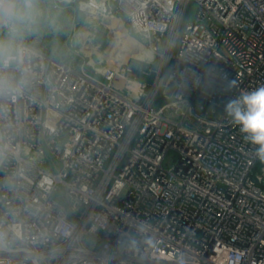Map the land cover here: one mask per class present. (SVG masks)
Instances as JSON below:
<instances>
[{"label":"built area","instance_id":"obj_1","mask_svg":"<svg viewBox=\"0 0 264 264\" xmlns=\"http://www.w3.org/2000/svg\"><path fill=\"white\" fill-rule=\"evenodd\" d=\"M50 1L71 27L0 61V264H264V164L223 111L264 86V0Z\"/></svg>","mask_w":264,"mask_h":264},{"label":"clouds","instance_id":"obj_2","mask_svg":"<svg viewBox=\"0 0 264 264\" xmlns=\"http://www.w3.org/2000/svg\"><path fill=\"white\" fill-rule=\"evenodd\" d=\"M40 16L37 0H0V31L6 30L7 39L0 40V61L18 59L13 44L25 32L33 30ZM225 91H231L235 82L228 79L222 69L213 66L208 70ZM224 113L244 134L245 141L255 145L254 156L264 163V86L241 92L224 104Z\"/></svg>","mask_w":264,"mask_h":264},{"label":"crops","instance_id":"obj_3","mask_svg":"<svg viewBox=\"0 0 264 264\" xmlns=\"http://www.w3.org/2000/svg\"><path fill=\"white\" fill-rule=\"evenodd\" d=\"M38 8L40 10V16L38 17V21L46 22L49 24H62L64 25L62 28L66 29L74 22V12L75 9L73 7H69V9L57 7L52 1L50 0H37ZM77 20V17H76ZM59 28V27H57ZM61 28V29H62ZM46 44H51V48H53V52H60L61 49H65L64 43L56 42L46 38ZM54 54V53H53Z\"/></svg>","mask_w":264,"mask_h":264},{"label":"trees","instance_id":"obj_4","mask_svg":"<svg viewBox=\"0 0 264 264\" xmlns=\"http://www.w3.org/2000/svg\"><path fill=\"white\" fill-rule=\"evenodd\" d=\"M120 26V21L119 19H114L113 25L112 27L117 30ZM127 38L126 41L123 43V49L129 50L130 47L127 46ZM130 64L136 69V71L138 72V75L140 77L146 78L148 81L152 80V76H153V71L155 70L157 63L153 62V63H148V62H144V61H140L137 59H130L129 60ZM264 163H258V167H260V165H262Z\"/></svg>","mask_w":264,"mask_h":264},{"label":"bare ground","instance_id":"obj_5","mask_svg":"<svg viewBox=\"0 0 264 264\" xmlns=\"http://www.w3.org/2000/svg\"><path fill=\"white\" fill-rule=\"evenodd\" d=\"M120 26H119V28L117 30H115V33H113V35H112L115 41H114V43L112 45L111 51L108 52V53H106V52L100 53L102 55H105L106 56L105 58H110V57L115 58V56H112V54H114L113 53V49H114L115 46H118V48L116 47V49L121 50V52H122V50H125L126 55L128 54L127 50L126 49H123V47H122L123 46V43L126 41V38L127 37L124 35L125 33L123 31H121L122 29H121ZM121 34L123 35V37L121 36ZM120 45H122V46H120ZM129 50H131V48ZM137 50H140L139 47H136L134 49V51H137ZM139 55L144 56V55H146V52L145 51H139ZM149 55H150L149 58H152L151 57V54H149Z\"/></svg>","mask_w":264,"mask_h":264},{"label":"rangeland","instance_id":"obj_6","mask_svg":"<svg viewBox=\"0 0 264 264\" xmlns=\"http://www.w3.org/2000/svg\"><path fill=\"white\" fill-rule=\"evenodd\" d=\"M76 23H78V21L76 22ZM5 39H7L6 37H4L2 34H0V40H5ZM106 45V44H105ZM130 45V44H129ZM107 46V45H106ZM105 46V47H106ZM106 49H107V47H106ZM106 51H110V49H107ZM125 51V50H124ZM107 53V52H106ZM144 58H147V56H143ZM151 57H152V55H151ZM106 60H109L110 58H105ZM156 60H158L159 61V58L157 57L156 58ZM156 63H157V61H156Z\"/></svg>","mask_w":264,"mask_h":264},{"label":"water","instance_id":"obj_7","mask_svg":"<svg viewBox=\"0 0 264 264\" xmlns=\"http://www.w3.org/2000/svg\"><path fill=\"white\" fill-rule=\"evenodd\" d=\"M32 262H33L34 264H38L37 260L34 259V258H32Z\"/></svg>","mask_w":264,"mask_h":264}]
</instances>
